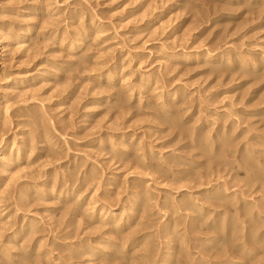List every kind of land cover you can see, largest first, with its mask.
<instances>
[{"label": "rangeland", "instance_id": "374dc122", "mask_svg": "<svg viewBox=\"0 0 264 264\" xmlns=\"http://www.w3.org/2000/svg\"><path fill=\"white\" fill-rule=\"evenodd\" d=\"M0 46V264H264V0H0Z\"/></svg>", "mask_w": 264, "mask_h": 264}, {"label": "bare ground", "instance_id": "6f19581e", "mask_svg": "<svg viewBox=\"0 0 264 264\" xmlns=\"http://www.w3.org/2000/svg\"><path fill=\"white\" fill-rule=\"evenodd\" d=\"M84 27V26H83ZM83 27H81L80 29H78L76 32H75V34H73V39H70L69 38V36H67V35H64V38H63V40H62V43L64 44V43H68V45H69V53H71L73 56L75 55H77L80 51H81V49L83 48V42H84V40L86 39V38H88L90 35H89V33L87 34L86 33V29L85 28H83ZM32 33V31H28V35H27V39L28 38H30V34ZM70 33V32H69ZM9 35V34H8ZM94 40V39H93ZM94 42H95V40H94ZM1 50H2V46H0V52H1ZM185 51L186 50H184V52L183 53H185ZM210 62V61H209ZM247 66V65H246ZM0 67H1V64H0ZM31 72H33V71H30L29 73H27L28 75H25L26 77H24V78H26L27 80L29 79V78H31L32 76H33V73H31ZM16 82V81H15ZM166 120V119H165ZM169 120V119H168ZM226 133V132H225ZM224 133V134H225ZM228 134V133H227ZM227 136V135H226ZM217 137V136H216ZM228 137V136H227ZM210 139V138H209ZM218 139V138H217ZM224 139V138H223ZM230 139V138H229ZM228 140V139H227ZM231 140V139H230ZM4 141V140H3ZM213 141V140H212ZM207 142V141H206ZM224 142V141H223ZM228 142V141H227ZM230 142V141H229ZM232 142V141H231ZM212 143V142H211ZM214 143V142H213ZM207 144V143H206ZM228 144V143H227ZM14 145V144H13ZM209 145V144H208ZM230 145H232V144H230ZM207 146V145H206ZM210 146H211V144H210ZM226 146V145H225ZM225 146H224V148H225ZM10 147H12V146H10V144H9V142L7 141V140H5V142L0 146V168L2 167L3 168V170H5L10 164H11V160H12V158L14 157V154L13 155H9L8 154V150H10L9 148ZM222 147V146H221ZM227 147H228V145H227ZM223 148V147H222ZM264 148V147H263ZM211 150V149H210ZM223 150H225V149H223ZM216 151V150H215ZM219 151V150H218ZM226 151V150H225ZM253 151V150H252ZM21 150L20 151H18V152H16L17 153V156H16V161H19V159L21 158ZM240 152H242V151H240ZM15 153V154H16ZM212 153V152H211ZM264 153V152H263ZM120 154H122L121 152H120ZM124 154V153H123ZM214 154V153H213ZM247 154L249 155V157L250 156H252V154L253 153H249V152H247ZM247 155V156H248ZM211 156V155H210ZM218 156V155H217ZM13 158V159H14ZM244 158V157H243ZM212 159V158H211ZM253 159V158H252ZM264 159V158H263ZM250 160V159H249ZM254 160V159H253ZM256 160V159H255ZM251 161V160H250ZM253 162V161H252ZM261 162V161H260ZM262 162H263V160H262ZM247 163H248V161H247ZM256 165H257V163H256ZM263 165V164H262ZM257 166H259V164L257 165ZM256 169V168H255ZM263 170H264V168H262ZM1 171H2V169H0ZM157 170V169H156ZM185 171V170H184ZM252 171V170H251ZM255 171V170H254ZM253 171V172H254ZM182 172V171H181ZM181 174H183V173H181ZM261 174V173H260ZM252 175H254V174H252ZM251 175V176H252ZM262 175V174H261ZM257 176V175H256ZM259 176V175H258ZM183 177H184V175H183ZM255 177V176H254ZM182 178V177H181ZM256 178V177H255ZM259 179V178H258ZM252 180H254V178L252 179ZM73 186V185H72ZM218 186V185H217ZM216 186V187H217ZM219 188V187H218ZM214 190H215V188H213ZM222 189H223V187H222ZM221 189V190H222ZM217 190V189H216ZM215 190V191H216ZM67 191V190H66ZM70 191V190H69ZM74 191V190H73ZM218 192V191H217ZM220 192V191H219ZM224 192V191H223ZM221 193V192H220ZM61 194V193H60ZM217 194V193H216ZM66 195H68L67 193H66ZM72 195H73V193H72ZM228 195V194H227ZM233 195V194H232ZM71 196V195H70ZM223 196H224V194H223ZM62 197H64V196H62ZM66 197H68V196H66ZM69 198V197H68ZM94 198V197H93ZM193 198V197H192ZM208 198V197H207ZM215 199H216V197H214ZM213 198V199H214ZM226 198V197H225ZM228 198V197H227ZM234 198V197H233ZM147 199H149V197L147 198ZM150 199H151V197H150ZM214 199V200H215ZM219 199H221L220 197H219ZM219 199H217L218 200V203L221 201V200H219ZM229 199V198H228ZM77 200V199H76ZM94 200H95V198H94ZM193 200V199H192ZM196 200V199H195ZM225 200V199H224ZM170 201V200H169ZM198 201V200H197ZM203 201V200H202ZM171 202H173V201H171ZM190 202V201H189ZM194 202V201H193ZM205 202V204H206V201H204ZM214 202V201H213ZM212 202V203H213ZM217 201L215 200V203H216ZM232 202H233V200H232ZM186 203V202H185ZM195 203V202H194ZM203 203V202H202ZM208 203V202H207ZM214 203V204H215ZM231 203V202H230ZM86 204V203H85ZM88 204H89V202H88ZM128 204H130V203H128ZM168 204V203H167ZM172 203H170V205H171ZM196 204V203H195ZM194 204V205H195ZM217 204V203H216ZM224 204H226V203H224ZM138 205H140V204H138ZM144 205V204H143ZM175 205V204H174ZM193 205V204H192ZM197 205V204H196ZM213 205V204H212ZM212 205H210V206H212ZM232 205V204H231ZM90 206V205H89ZM96 206V205H95ZM166 206V205H165ZM172 206V205H171ZM182 206H184V205H182ZM181 206V207H182ZM197 206H199V208L202 210V209H204V207L205 206H202V204L200 205H197ZM217 206H219L218 204H217ZM92 207H93V205H92ZM102 207H104V206H102ZM162 207V206H161ZM175 207V206H174ZM185 207H187V206H185ZM196 207V206H195ZM213 207V206H212ZM221 207V206H220ZM264 207V206H263ZM170 208V207H169ZM218 208V207H217ZM76 209V208H75ZM94 209V208H93ZM103 210L101 211V213L100 214H91V216H89V215H87V216H89L90 218H98V219H100L101 221H103L104 222V224H106V225H108V224H110V227H111V225H114V226H118V227H123L122 226V220H123V218L122 217H120V215H119V213H117V211H115V208H113V209H111V208H109V207H107L106 209L105 208H102ZM173 209V208H172ZM174 209H176V208H174ZM174 209H173V211H174ZM179 209V208H178ZM234 209V208H233ZM262 209H264V208H262ZM86 210V209H85ZM88 210V209H87ZM198 210V209H197ZM205 210H208V209H205ZM238 210V209H237ZM243 210V209H242ZM242 210H240V211H242ZM95 211V210H94ZM184 211V210H183ZM194 211H196L195 209H194ZM86 212V211H85ZM209 212V211H208ZM211 212V211H210ZM209 212V213H210ZM220 212V211H219ZM230 212V211H229ZM179 213V212H178ZM218 213V212H217ZM240 213V212H239ZM89 214V213H88ZM170 214V213H169ZM207 214V213H206ZM211 214V213H210ZM219 214V213H218ZM221 214H224V213H220V215ZM134 215H135V213H134ZM174 215V214H173ZM200 215V214H199ZM223 216H225V215H223ZM251 216V215H250ZM260 216V215H259ZM241 217H243V216H241ZM252 217V216H251ZM128 218V217H127ZM130 218V217H129ZM172 218V217H171ZM200 218V217H199ZM205 218V217H204ZM221 218V217H220ZM234 218V217H233ZM253 218H256V215H254V217ZM126 219V218H125ZM252 219V218H251ZM261 219V218H260ZM216 220V219H215ZM218 220H219V218H218ZM248 220V219H247ZM253 220V219H252ZM133 221V220H132ZM254 221H255V219H254ZM259 221V220H258ZM126 222V221H125ZM128 222V221H127ZM126 222V223H127ZM174 222L175 221H172L167 227H171V225H173L174 224ZM29 223V222H28ZM28 223H27V225H28ZM167 223V222H166ZM217 223V222H216ZM224 223V222H223ZM232 223V222H231ZM255 223V222H254ZM30 224V223H29ZM222 224V223H221ZM233 224V223H232ZM235 224V223H234ZM256 224V223H255ZM254 224V225H255ZM26 225V224H25ZM32 225V224H31ZM167 225V224H166ZM214 225V224H213ZM224 225V224H223ZM227 224H225L224 225V227L226 226ZM257 225H259V224H257ZM12 226V225H11ZM14 226V225H13ZM20 226H22V224L20 225ZM162 226V225H161ZM25 226L23 225V227H19V230H17V231H15L14 232V235H18V234H20V232H22V230H23V228H24ZM181 227V226H180ZM223 227V226H222ZM221 227V228H222ZM254 227H256V226H254ZM260 227V226H259ZM264 227V226H263ZM25 228H27V227H25ZM24 228V229H25ZM131 228V227H130ZM163 228V227H162ZM18 229V228H17ZM239 229V228H238ZM251 229V228H250ZM250 229H247V230H249L248 232H250ZM32 230V229H31ZM179 230V229H178ZM177 230V231H178ZM224 230V229H223ZM231 230H233V229H231ZM243 230V229H242ZM258 230V229H257ZM127 231V230H126ZM136 231V230H135ZM179 232V231H178ZM229 232V231H228ZM32 233V232H31ZM104 233H107V232H104ZM255 234V233H254ZM134 236V233H132L131 235H130V237L131 236ZM136 235V234H135ZM248 235V234H247ZM128 236V235H127ZM127 236H125V240L127 239L126 237ZM130 237H128V239L130 238ZM181 237V236H180ZM105 238V237H104ZM103 239V238H102ZM101 239V240H102ZM122 239V238H121ZM123 239V240H124ZM98 240V239H97ZM124 240V242H126ZM130 240V239H129ZM136 240V238H135V236H134V241ZM171 240V239H170ZM181 240H182V238H181ZM131 241H132V238H131ZM129 242V241H128ZM15 243V242H14ZM91 243V242H90ZM89 243V244H90ZM97 243H99V242H97ZM103 244L104 246H106V245H109V244H114V242H112L111 240H107V239H104L103 240V242H100V244ZM117 243V242H116ZM127 243V242H126ZM170 243V242H169ZM11 244H13V243H11ZM18 244V243H17ZM101 244V245H102ZM7 245V244H6ZM85 246H87L86 244H84ZM101 245H98L99 247L101 246ZM102 245V247H104ZM116 244H114L113 246H115ZM4 246V245H3ZM3 246H2V248H3ZM13 246V245H12ZM16 246V245H15ZM5 247V246H4ZM122 247V246H121ZM1 248V247H0ZM1 248V249H2ZM15 248V247H14ZM79 248H80V245H79ZM116 248H118L119 250H121V249H123V250H121V253H123V252H125V250H124V248L122 247L121 249H120V247H116ZM174 248V246H169V249L170 250H172ZM240 248V247H239ZM4 249V252L6 253L7 252V250L5 249V248H3ZM78 249V248H77ZM87 251L85 252V253H83L84 252V250H81V251H83L82 252V254H86L87 256H89L88 258V261H89V264L92 262V261H94L96 258L98 259V260H100L101 262H104V261H108V263L109 262H111V260H112V258H114L115 260H118V259H116V257H117V255L115 254V252L114 253H110V252H108V251H106V249H103V248H98V247H96L95 246V244L94 245H90V246H87ZM181 250V249H180ZM0 251H3V250H0ZM39 251V250H38ZM78 250H76V252H77ZM182 251V250H181ZM245 251V250H244ZM117 252H118V250H117ZM116 252V253H117ZM120 252V251H119ZM118 252V253H119ZM175 252V251H174ZM183 252V251H182ZM73 253V252H72ZM78 253V252H77ZM76 253V254H77ZM81 253V252H80ZM121 253H119V254H121ZM4 254V253H3ZM79 254V253H78ZM172 254V253H171ZM8 255H9V252H8ZM11 255V254H10ZM14 255H16V254H13V256ZM75 255V254H74ZM126 255V254H125ZM17 256V255H16ZM178 256V255H177ZM93 257H96L95 259H93ZM168 257V256H167ZM170 257V256H169ZM171 257H173V256H171ZM5 258V257H4ZM12 258H14V257H12ZM96 259V260H97ZM113 259V260H114ZM162 260H164V259H162ZM173 260V259H172ZM240 260V259H239ZM11 261V260H10ZM14 261V260H13ZM160 261V260H159ZM167 261V260H166ZM171 261V260H170ZM192 262V261H191ZM231 262V261H230ZM114 263H115V261H114ZM156 263V262H155ZM15 264V263H14ZM29 264V263H28ZM88 264V263H87ZM167 264V263H166ZM170 264V263H169ZM226 264H228V263H226Z\"/></svg>", "mask_w": 264, "mask_h": 264}]
</instances>
